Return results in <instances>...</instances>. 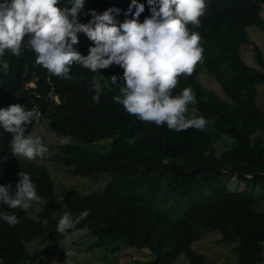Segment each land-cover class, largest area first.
Wrapping results in <instances>:
<instances>
[{"label":"trees","instance_id":"obj_1","mask_svg":"<svg viewBox=\"0 0 264 264\" xmlns=\"http://www.w3.org/2000/svg\"><path fill=\"white\" fill-rule=\"evenodd\" d=\"M137 2L145 5L139 17L143 22L151 15L150 6L147 0ZM206 3L201 26L189 25L190 31L203 38L204 61L191 77L180 79L174 93L186 87L195 92L197 103L189 105L187 115L204 117L208 123L203 130L177 132L129 115L113 100L123 86V69L117 72L110 66L96 74L73 65L70 80L56 76L49 80L46 69L33 67L35 54L27 48H22L19 57L7 50L0 56V108L12 104L26 110L34 107L42 114L40 120L48 122L57 134L71 137V142L60 146V152L49 159L70 164L71 173L79 177L109 176L101 191L65 189V204L55 216L41 213L35 219L0 201V264H38L27 251L28 241L39 237L40 242H59L65 234L79 230L96 238L93 248L116 253L121 245L134 247L152 255L153 264H173L181 254L188 264H205L207 257L191 244L200 240L202 233L219 230L216 243L231 244L237 264L262 263L264 211L253 208L247 189L233 192L225 180L234 174L264 191V112L256 102L257 85L264 83V59L247 32L251 26L264 31V0ZM130 4L131 0H85L78 19L88 23L92 17L86 13L90 10L102 14L115 8L120 10L114 13L119 24L134 18L135 8L127 13ZM57 6L70 7V0H60ZM77 35L79 43L73 48L86 56L94 45L84 33ZM28 39L26 36L25 45ZM246 44L258 66L244 60ZM5 61L9 64L6 73L2 67ZM200 74L219 83L225 98L203 86ZM113 75L118 77L116 85L110 81ZM94 78L100 79L104 89L99 103L92 99ZM35 122L27 126L26 135ZM222 136L234 139L235 144L216 155L213 139ZM11 140L12 134L0 127V186H10V194H14L23 171L30 174L41 198L49 196L54 187L47 167L14 157ZM85 210L89 215L74 229L57 232L65 211L76 216ZM11 213L19 219L14 227L2 218Z\"/></svg>","mask_w":264,"mask_h":264},{"label":"clouds","instance_id":"obj_2","mask_svg":"<svg viewBox=\"0 0 264 264\" xmlns=\"http://www.w3.org/2000/svg\"><path fill=\"white\" fill-rule=\"evenodd\" d=\"M59 3L60 0L0 2V56L7 50L19 57L22 48H27L35 54L33 67L46 69L49 80L52 76L70 80L73 65L96 74L98 70L118 65L123 69V86L113 100L129 115H135L142 122L166 125L177 132L206 127L208 121L204 117L188 118L187 115L189 105L197 103L195 92L186 87L174 94L180 79L191 77L204 61L203 38L199 32L190 31L189 25L201 26L206 0H147L151 15L143 22L139 17L145 5L131 0L127 13L135 8L134 18L119 24L114 17L119 9L109 8L102 14L90 10L86 15L92 18L88 23H81L78 17L85 0H70V7L64 8L58 7ZM78 33H84L94 45L89 47L86 56L73 48L79 43ZM26 36L29 39L25 45ZM2 67L6 73L9 64L5 61ZM25 71H28L27 66ZM117 79L116 75L111 76V84L116 85ZM91 84L95 90L92 99L99 103L104 91L100 79L94 78ZM51 95L49 93L50 98ZM196 111L193 107L192 112ZM41 115L34 107L26 110L20 104L0 108V127L12 134L10 149L14 157L43 159L48 152L34 128L25 134L27 126L39 121ZM70 142L71 137L60 140L62 145ZM19 175L21 179L14 194H10V186H0V201L11 209L27 211L34 203H39L41 197L30 174L21 171ZM88 215L89 210L76 216L65 211L58 221L57 232L63 234L74 229ZM2 218L12 227L19 223L14 213L4 214Z\"/></svg>","mask_w":264,"mask_h":264},{"label":"rangeland","instance_id":"obj_3","mask_svg":"<svg viewBox=\"0 0 264 264\" xmlns=\"http://www.w3.org/2000/svg\"><path fill=\"white\" fill-rule=\"evenodd\" d=\"M247 32L252 41L261 49L264 59V31L256 26H251ZM242 56L247 63L258 66L249 44L243 46ZM112 67L117 72L122 69L115 64ZM199 80L203 86L212 89L219 98H225L221 86L211 76L200 74ZM256 102L264 112V83L257 85ZM33 128L47 146L48 154L46 153L43 159L27 160L22 157L18 158L45 165L51 176L54 189L49 196L41 198L39 203H34L27 210L29 216L35 219L41 213L55 216L65 204L63 196L65 189H75L82 193L103 190L109 180L108 175L102 174L97 179L79 177L71 173L72 166L70 164L67 165L65 162L49 159L60 152V146H62L60 140L65 136L57 134L49 123L43 119L36 121ZM262 135L264 136V133ZM234 144L235 140L226 136L213 139L216 155L232 148ZM225 182L227 188L233 192H241L247 189L249 197L253 200V208L256 211H264V191L257 184H249L246 180L237 179L234 174L229 175ZM219 237V230L204 232L201 234V239L193 242L191 247L207 257L205 264H237V256L230 250L231 244H217L215 240ZM95 239L92 235L79 230L65 234L59 242L50 240L40 242L38 237L28 241L25 246L38 264H153L151 263L153 256L145 250L121 245L119 251L113 253L104 247H91ZM173 264H188V261L184 254H181Z\"/></svg>","mask_w":264,"mask_h":264},{"label":"water","instance_id":"obj_4","mask_svg":"<svg viewBox=\"0 0 264 264\" xmlns=\"http://www.w3.org/2000/svg\"><path fill=\"white\" fill-rule=\"evenodd\" d=\"M261 264H264V257H263V260H262V263Z\"/></svg>","mask_w":264,"mask_h":264}]
</instances>
